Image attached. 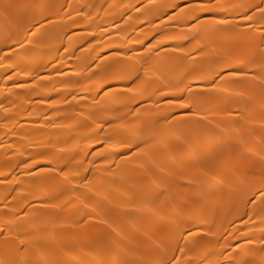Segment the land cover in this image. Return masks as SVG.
I'll use <instances>...</instances> for the list:
<instances>
[{
  "label": "bare ground",
  "instance_id": "obj_1",
  "mask_svg": "<svg viewBox=\"0 0 264 264\" xmlns=\"http://www.w3.org/2000/svg\"><path fill=\"white\" fill-rule=\"evenodd\" d=\"M0 264H264V0H0Z\"/></svg>",
  "mask_w": 264,
  "mask_h": 264
},
{
  "label": "snow or ice",
  "instance_id": "obj_2",
  "mask_svg": "<svg viewBox=\"0 0 264 264\" xmlns=\"http://www.w3.org/2000/svg\"><path fill=\"white\" fill-rule=\"evenodd\" d=\"M200 7H201L202 9H204V10H208V11L211 10V9H208L206 5H201ZM248 19H251V17H248ZM220 23H225V21H220ZM180 107L187 108L188 105H186V104H181ZM126 146H127V147H131V145H126Z\"/></svg>",
  "mask_w": 264,
  "mask_h": 264
}]
</instances>
